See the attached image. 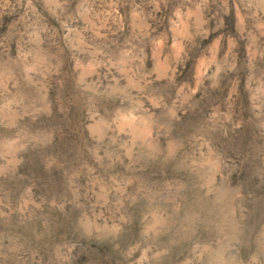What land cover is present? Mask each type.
<instances>
[{
    "label": "clouds",
    "instance_id": "obj_1",
    "mask_svg": "<svg viewBox=\"0 0 264 264\" xmlns=\"http://www.w3.org/2000/svg\"><path fill=\"white\" fill-rule=\"evenodd\" d=\"M0 264H264V0H0Z\"/></svg>",
    "mask_w": 264,
    "mask_h": 264
}]
</instances>
